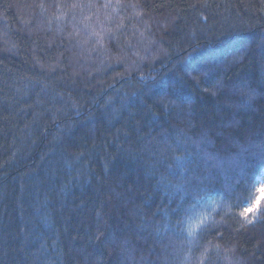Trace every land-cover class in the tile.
<instances>
[{
	"label": "trees",
	"instance_id": "obj_1",
	"mask_svg": "<svg viewBox=\"0 0 264 264\" xmlns=\"http://www.w3.org/2000/svg\"><path fill=\"white\" fill-rule=\"evenodd\" d=\"M263 176L264 0H0V264H264Z\"/></svg>",
	"mask_w": 264,
	"mask_h": 264
},
{
	"label": "clouds",
	"instance_id": "obj_2",
	"mask_svg": "<svg viewBox=\"0 0 264 264\" xmlns=\"http://www.w3.org/2000/svg\"><path fill=\"white\" fill-rule=\"evenodd\" d=\"M254 192H255V195H254V199L251 202V207L250 208H248V207L242 208V211L244 213H248L252 210H255L259 206V204L262 201H264V183L257 184ZM244 204H248L247 199L244 200ZM232 251L234 252L235 249L233 248Z\"/></svg>",
	"mask_w": 264,
	"mask_h": 264
},
{
	"label": "rangeland",
	"instance_id": "obj_3",
	"mask_svg": "<svg viewBox=\"0 0 264 264\" xmlns=\"http://www.w3.org/2000/svg\"><path fill=\"white\" fill-rule=\"evenodd\" d=\"M256 183H257V184H259V183H264V176H263V178L258 179ZM257 184H256V185H257ZM255 187H256V186H255ZM262 202H263V201H262ZM262 202H261V203H262ZM261 203L259 204V206H258L255 210H252V211H250V212H248V213H246V214H244V215H245L247 218H248L250 215H256V214L258 213L259 209H260ZM247 207L250 208L251 205H247Z\"/></svg>",
	"mask_w": 264,
	"mask_h": 264
},
{
	"label": "snow or ice",
	"instance_id": "obj_4",
	"mask_svg": "<svg viewBox=\"0 0 264 264\" xmlns=\"http://www.w3.org/2000/svg\"><path fill=\"white\" fill-rule=\"evenodd\" d=\"M244 214H246V213H242V215H244Z\"/></svg>",
	"mask_w": 264,
	"mask_h": 264
}]
</instances>
